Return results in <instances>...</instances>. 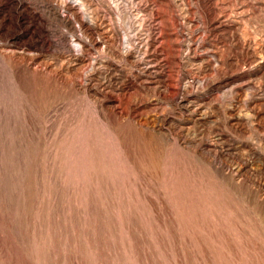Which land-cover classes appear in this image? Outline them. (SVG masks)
<instances>
[{
  "label": "rangeland",
  "instance_id": "374dc122",
  "mask_svg": "<svg viewBox=\"0 0 264 264\" xmlns=\"http://www.w3.org/2000/svg\"><path fill=\"white\" fill-rule=\"evenodd\" d=\"M0 264H264V0H0Z\"/></svg>",
  "mask_w": 264,
  "mask_h": 264
},
{
  "label": "bare ground",
  "instance_id": "6f19581e",
  "mask_svg": "<svg viewBox=\"0 0 264 264\" xmlns=\"http://www.w3.org/2000/svg\"><path fill=\"white\" fill-rule=\"evenodd\" d=\"M83 178V177H82ZM86 181V180H85ZM92 190V189H91ZM95 192V191H94Z\"/></svg>",
  "mask_w": 264,
  "mask_h": 264
}]
</instances>
